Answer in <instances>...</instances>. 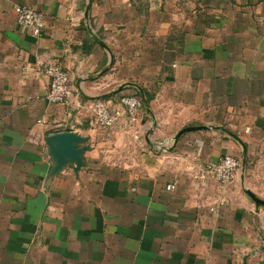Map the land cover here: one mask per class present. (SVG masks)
I'll return each instance as SVG.
<instances>
[{
    "label": "crops",
    "instance_id": "0c3cea01",
    "mask_svg": "<svg viewBox=\"0 0 264 264\" xmlns=\"http://www.w3.org/2000/svg\"><path fill=\"white\" fill-rule=\"evenodd\" d=\"M16 5L45 13L39 36ZM51 62L80 107L47 99ZM125 94L144 102L132 125ZM65 131L88 149L55 172ZM225 154L234 183L193 177ZM248 191L264 200V0H0V264H264Z\"/></svg>",
    "mask_w": 264,
    "mask_h": 264
},
{
    "label": "built area",
    "instance_id": "2783aa9c",
    "mask_svg": "<svg viewBox=\"0 0 264 264\" xmlns=\"http://www.w3.org/2000/svg\"><path fill=\"white\" fill-rule=\"evenodd\" d=\"M18 23L32 29L35 36H39L45 27V13L27 5H16ZM44 74L49 78L47 99L52 103H62L69 106L70 110L80 107L81 103L75 99L73 87L68 72L57 62H51L44 66ZM124 106L128 123L135 124L139 120L141 109L144 106L143 99L138 94H125L120 98ZM91 111L96 123L105 128L114 127L120 122L121 113L112 110L102 99L91 101ZM41 120H39L40 122ZM175 139L162 141L157 146L161 150H168ZM240 160L231 154H225L216 162H208L201 167L193 168V177L206 182L213 179L222 188L234 183L238 176ZM176 183L169 184L167 189H174Z\"/></svg>",
    "mask_w": 264,
    "mask_h": 264
},
{
    "label": "water",
    "instance_id": "95a60500",
    "mask_svg": "<svg viewBox=\"0 0 264 264\" xmlns=\"http://www.w3.org/2000/svg\"><path fill=\"white\" fill-rule=\"evenodd\" d=\"M207 126H187L179 131L175 137V142L179 137L191 130L206 129ZM86 142V139L80 136L74 131H65L60 133H55L47 137V143L50 149V154L53 161L55 162V172L62 170L67 164L75 163L77 167H81L84 159V153L88 149V146L80 144ZM248 194L255 200L258 204H264V200L257 197L251 191Z\"/></svg>",
    "mask_w": 264,
    "mask_h": 264
}]
</instances>
